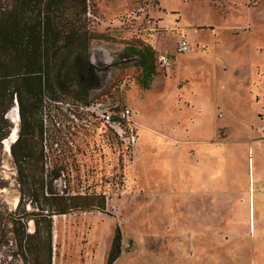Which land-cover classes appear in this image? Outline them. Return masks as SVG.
I'll use <instances>...</instances> for the list:
<instances>
[{"label":"rangeland","instance_id":"1","mask_svg":"<svg viewBox=\"0 0 264 264\" xmlns=\"http://www.w3.org/2000/svg\"><path fill=\"white\" fill-rule=\"evenodd\" d=\"M89 2L94 83L85 101L43 96L33 140L44 155L31 167L34 176L52 168L58 190H93L105 203L51 214L50 264H104L116 228L110 264H264V0ZM127 44L154 50L145 87ZM96 100L131 108L133 146L79 107ZM4 115L0 264H24L19 243L44 222L15 178L14 99Z\"/></svg>","mask_w":264,"mask_h":264},{"label":"trees","instance_id":"2","mask_svg":"<svg viewBox=\"0 0 264 264\" xmlns=\"http://www.w3.org/2000/svg\"><path fill=\"white\" fill-rule=\"evenodd\" d=\"M89 0H0V139L6 134L5 112L12 100L19 114L18 134L10 146L15 178L20 194L40 203L44 225L25 234L19 243L24 264H50V226L52 213L71 209H104V196L93 190L69 192L53 186L56 172L40 170L34 176L31 159L43 157L38 111L44 95L55 99L73 95L86 100L87 91L77 84L75 61L86 55L95 32L89 30ZM93 4L91 3V6ZM123 51L134 54L133 64L140 69L139 81L147 86L154 68V50L150 45L127 44ZM36 141V142H35ZM55 142V141H53ZM31 199V198H30ZM41 200L42 203L41 204ZM37 212V213H38ZM36 219V218H35ZM120 251L116 228L104 264H110Z\"/></svg>","mask_w":264,"mask_h":264},{"label":"built area","instance_id":"3","mask_svg":"<svg viewBox=\"0 0 264 264\" xmlns=\"http://www.w3.org/2000/svg\"><path fill=\"white\" fill-rule=\"evenodd\" d=\"M187 48V42L181 39L176 44L175 49L179 52ZM161 66L168 64V58L160 54L157 58ZM58 102V101H56ZM79 107L87 114L103 120L112 128L116 139L125 146H133L136 141V134L132 130V110L127 105L118 104V102L105 104L101 100L80 102Z\"/></svg>","mask_w":264,"mask_h":264},{"label":"flooded vegetation","instance_id":"4","mask_svg":"<svg viewBox=\"0 0 264 264\" xmlns=\"http://www.w3.org/2000/svg\"><path fill=\"white\" fill-rule=\"evenodd\" d=\"M87 53H86L85 57L82 58L81 62L78 64L79 68L78 69L75 68V71L77 74V84L81 85V87H83L86 91L89 88V85L94 83V82H91V78L95 77L94 67L92 65H90ZM17 111H18V107H17ZM18 118H19V114H18ZM18 125H19V123H18ZM17 132H18V130H17Z\"/></svg>","mask_w":264,"mask_h":264},{"label":"crops","instance_id":"5","mask_svg":"<svg viewBox=\"0 0 264 264\" xmlns=\"http://www.w3.org/2000/svg\"><path fill=\"white\" fill-rule=\"evenodd\" d=\"M245 42H246V41H245ZM187 48H188V46H187ZM187 48H186V49H187ZM186 49H185V50H186ZM183 51H184V50H183ZM259 64H261V63H259ZM254 66H255V65H254Z\"/></svg>","mask_w":264,"mask_h":264}]
</instances>
